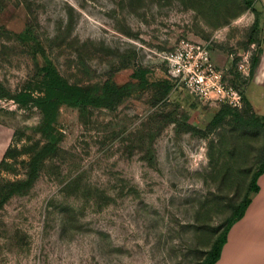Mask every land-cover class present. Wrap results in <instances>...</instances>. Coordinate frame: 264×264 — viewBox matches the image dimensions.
<instances>
[{"label": "rangeland", "instance_id": "374dc122", "mask_svg": "<svg viewBox=\"0 0 264 264\" xmlns=\"http://www.w3.org/2000/svg\"><path fill=\"white\" fill-rule=\"evenodd\" d=\"M253 10L260 0H0V84L12 94L36 90L49 64L95 89L137 69L157 83L132 86L115 110L61 106L50 133L38 109L0 100L10 136L0 184L35 177L0 207V264H201L258 168L264 133L229 123L208 133L221 106L177 88L162 56L206 43L264 114L254 77L236 70L261 48Z\"/></svg>", "mask_w": 264, "mask_h": 264}, {"label": "trees", "instance_id": "16d2710c", "mask_svg": "<svg viewBox=\"0 0 264 264\" xmlns=\"http://www.w3.org/2000/svg\"><path fill=\"white\" fill-rule=\"evenodd\" d=\"M253 13L257 18L251 28V33L258 27L259 16H262V10L261 13L257 10H253ZM259 31L262 34V27ZM260 54L261 48L259 53L251 58V76H254V72L259 64ZM146 74L147 71L145 69H137L131 74L129 82L122 83L107 79L102 83L100 88L95 89L94 87H84L69 83L58 73L53 65L49 64L41 69V78L36 90L30 89L29 91H21L12 94L0 84V100H12L20 106L38 109L42 115L40 130L50 133L51 130H53V125L61 106L79 109L99 107L115 110L122 100L131 95L130 88L132 86L136 87L135 91L141 92L149 87H155L157 85L156 82H150L146 78ZM158 85L159 88H155V90L161 91L160 98H164L169 92L170 84L168 81H160ZM232 85L237 87L234 83H232ZM243 101V107L240 110L231 109L227 106H221V108L216 110L214 116L207 125V132L212 133L217 127L229 123L247 132L262 131L264 133V114H259L255 110L251 99L244 94ZM53 147L54 143L47 144L45 148L36 155L35 161L48 155ZM9 153L10 146L6 149L0 166ZM257 164L258 168L252 174L244 196L236 205L232 206L224 227L206 252L201 264H215L219 260L222 247L226 243L227 235L231 227L243 217L253 197L258 193V179L264 173V143L260 149ZM34 179V175H31L26 182L0 184V195L2 196L0 207L12 195L29 188Z\"/></svg>", "mask_w": 264, "mask_h": 264}, {"label": "built area", "instance_id": "2783aa9c", "mask_svg": "<svg viewBox=\"0 0 264 264\" xmlns=\"http://www.w3.org/2000/svg\"><path fill=\"white\" fill-rule=\"evenodd\" d=\"M162 60L170 81L200 102L236 110L243 107L242 91L226 80L225 71L215 64L206 43L181 41L174 50L164 54ZM236 70L242 77L248 78V58L242 59Z\"/></svg>", "mask_w": 264, "mask_h": 264}, {"label": "crops", "instance_id": "0c3cea01", "mask_svg": "<svg viewBox=\"0 0 264 264\" xmlns=\"http://www.w3.org/2000/svg\"><path fill=\"white\" fill-rule=\"evenodd\" d=\"M262 7V41L259 64L254 72V84L264 105V0ZM8 131L0 126V162L9 147ZM259 191L253 197L243 217L230 229L219 260L215 264H264V173L258 179Z\"/></svg>", "mask_w": 264, "mask_h": 264}]
</instances>
